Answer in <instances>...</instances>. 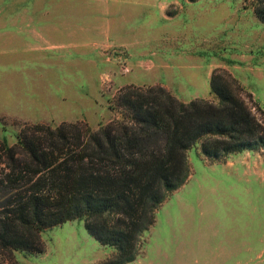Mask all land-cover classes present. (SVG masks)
Masks as SVG:
<instances>
[{
  "label": "rangeland",
  "instance_id": "1",
  "mask_svg": "<svg viewBox=\"0 0 264 264\" xmlns=\"http://www.w3.org/2000/svg\"><path fill=\"white\" fill-rule=\"evenodd\" d=\"M251 1L245 9L241 0H0V139L14 144L19 130L36 122L83 120L96 128L118 117L109 98L164 72L149 65V52L174 45L166 34H180L182 46L202 45L206 36L209 55L245 52L246 41L264 45ZM230 31L232 46L225 44ZM252 54L263 55L260 48ZM257 72L247 84L264 108ZM186 155L193 175L156 207L136 257L124 264H264V148L209 158L196 141ZM11 194L0 190V214ZM39 234L42 252L12 249L0 253V264H95L114 251L87 231L84 217Z\"/></svg>",
  "mask_w": 264,
  "mask_h": 264
},
{
  "label": "trees",
  "instance_id": "2",
  "mask_svg": "<svg viewBox=\"0 0 264 264\" xmlns=\"http://www.w3.org/2000/svg\"><path fill=\"white\" fill-rule=\"evenodd\" d=\"M250 5L264 23V0ZM210 90L217 102L182 101L161 84H124L108 102L120 115L96 128L36 122L14 144L0 139V190L12 193L0 214V253L42 252L40 229L84 217L87 231L114 247L95 264L132 261L156 207L187 179L186 150L196 141L209 158L264 148V108L253 94L221 66Z\"/></svg>",
  "mask_w": 264,
  "mask_h": 264
},
{
  "label": "crops",
  "instance_id": "3",
  "mask_svg": "<svg viewBox=\"0 0 264 264\" xmlns=\"http://www.w3.org/2000/svg\"><path fill=\"white\" fill-rule=\"evenodd\" d=\"M240 4L245 9L248 7V5H244V0H241ZM166 14L167 17L173 15L172 13ZM255 16L259 22L264 24L256 14ZM165 37L173 40L174 45L159 50L155 48L149 52V65L152 67H154V65L160 68L162 67L161 69H164V72L156 76V78L148 84H161L182 101H189L198 97L213 99L211 93H209L212 92L210 90V76L213 68L216 66L226 68L250 92L251 90L247 84L248 75H250L249 72L253 73L255 69L258 71V75L264 76L262 72L263 69L260 65L264 62V45L257 41H246L244 43L245 52L242 50L239 54H232L231 50L229 53L220 51V54L213 53L209 55L206 51L211 48L212 42L210 41L211 39L206 36L203 37L200 43L202 45H207V48H205L204 45L182 46V44L175 42L177 38H180V34H166ZM139 42L140 40H137V43ZM228 43H231L230 46H232V31L226 35L225 44ZM119 46L125 48V45L120 44ZM258 48H260L263 55L260 59L253 60L254 57H252V52L254 49L257 50ZM248 52L249 54H247ZM151 55H153V57ZM126 60H128V54ZM194 70H196L197 74H190V72ZM191 175L193 174L190 173L187 180H189ZM184 184L185 183L182 185Z\"/></svg>",
  "mask_w": 264,
  "mask_h": 264
}]
</instances>
